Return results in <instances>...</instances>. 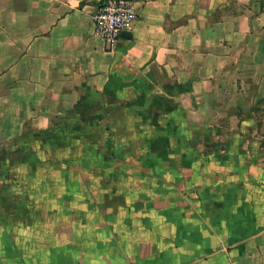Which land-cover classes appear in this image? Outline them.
<instances>
[{
    "label": "crops",
    "instance_id": "obj_1",
    "mask_svg": "<svg viewBox=\"0 0 264 264\" xmlns=\"http://www.w3.org/2000/svg\"><path fill=\"white\" fill-rule=\"evenodd\" d=\"M0 0V264H264V0Z\"/></svg>",
    "mask_w": 264,
    "mask_h": 264
},
{
    "label": "built area",
    "instance_id": "obj_2",
    "mask_svg": "<svg viewBox=\"0 0 264 264\" xmlns=\"http://www.w3.org/2000/svg\"><path fill=\"white\" fill-rule=\"evenodd\" d=\"M136 20L133 0H103L93 17L95 30L108 52L116 51L122 33L129 31Z\"/></svg>",
    "mask_w": 264,
    "mask_h": 264
},
{
    "label": "rangeland",
    "instance_id": "obj_3",
    "mask_svg": "<svg viewBox=\"0 0 264 264\" xmlns=\"http://www.w3.org/2000/svg\"><path fill=\"white\" fill-rule=\"evenodd\" d=\"M256 113H257V118L259 120L257 132L260 134H264V109L263 110L258 109Z\"/></svg>",
    "mask_w": 264,
    "mask_h": 264
},
{
    "label": "water",
    "instance_id": "obj_4",
    "mask_svg": "<svg viewBox=\"0 0 264 264\" xmlns=\"http://www.w3.org/2000/svg\"><path fill=\"white\" fill-rule=\"evenodd\" d=\"M122 37H129V32H128V31L123 32V33H122Z\"/></svg>",
    "mask_w": 264,
    "mask_h": 264
}]
</instances>
